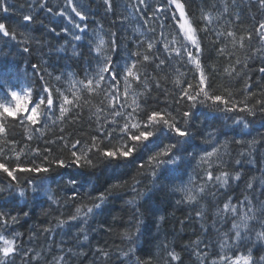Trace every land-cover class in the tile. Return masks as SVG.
<instances>
[{
    "label": "trees",
    "instance_id": "1",
    "mask_svg": "<svg viewBox=\"0 0 264 264\" xmlns=\"http://www.w3.org/2000/svg\"><path fill=\"white\" fill-rule=\"evenodd\" d=\"M40 2L41 0H7L10 11L7 13L0 11V20L15 27L18 33L27 31L35 38L30 45H27L32 49L29 56L22 53V48L26 45H18L16 41L0 37V57L23 59L22 68L26 67L30 61L41 65L42 69H47L53 75L67 72L75 74L76 79H83V70L97 65L95 57L89 53V44L93 43V33L99 30L100 26H103L105 34L109 31L117 34V43L120 48L119 56L114 59L119 60L120 63H124V58L129 51L143 52L146 50V43L137 48L138 40L159 41L162 39L161 32L168 41L175 38L179 46L178 26L169 15L172 9L168 7L165 0H146L150 7L147 9L143 6L140 7V12L146 14L144 17H141L140 13L135 10L139 0H113L112 11L106 8L104 0H79L80 5L87 6L85 15L88 17L86 21L88 35L84 36L81 41H72L64 52H57V49L65 45V41L71 39L69 34L60 32L61 26H68L69 22L59 16L50 15L46 8L40 7ZM182 2L185 3L188 14L194 18L198 28L205 27L201 20L202 12L210 13L213 17V22L208 25L207 35L201 33L200 36L206 57L202 62L212 87L214 89L229 87L236 93L237 100H244L245 97H248L250 104H254L256 100H264V73L259 71L260 68H264V55L255 54L256 49L264 47L257 35L259 24L264 22V8L260 7L257 0H194V3L190 4L188 0H182ZM161 4L165 6L167 12L154 14V10ZM59 5H61V0H51L48 6ZM30 6H32L31 14L35 17L36 22L25 28L21 22V15L27 14ZM225 7L227 11H225ZM55 11H58L57 7H54ZM68 11L75 17L70 9ZM76 19L79 20V18ZM122 20L123 23H121ZM143 20H147L148 23L144 24ZM161 22L163 28L160 26ZM49 28H55L60 35L50 32ZM152 29L155 31L153 32ZM215 31L223 33L232 31L236 34L237 41L241 36L245 37L244 47L241 48L238 42L233 47L231 40L225 37L219 43L226 44V51L231 53V56H218L214 51L209 55L211 48L209 41H215ZM70 33L79 34L75 29H70ZM249 33H251L250 40L247 39ZM22 39L23 37L17 36V40ZM105 39H108L107 35H105ZM36 41L40 43L37 44ZM72 44L75 45V53H79V55L74 54ZM108 54L111 55V53ZM150 54L158 55L161 59L166 57L160 44H157ZM237 59L244 62L246 67L235 64ZM208 65H213L215 70L209 69ZM233 66L240 76L229 78L224 69H231ZM141 70L152 73L160 81L159 89L151 82L147 86L148 92H145V88L139 82L134 83L132 87L137 92L148 96L149 105L153 109L169 111L175 109L173 115L179 119L178 113L186 110V107L183 101L179 105L173 103L179 92V88L174 85L173 81L176 80L178 74L183 73L184 75L180 77L181 81L195 85L197 75L194 67L186 60H177L173 56L170 58V63L166 62L162 71L154 70L153 66L148 63H145ZM28 71L29 74H32L30 68ZM45 79L48 80L49 86L59 87L54 79L48 76H45ZM245 83L251 85L249 91L255 93L254 96H248L247 92L242 91ZM37 87H39L38 84ZM120 90L123 92V80L120 81ZM81 95L84 100H88L90 103L88 108L78 113L75 123L71 114L63 122L56 121V116H53L47 127L33 126V128L39 129L43 135L37 138L34 132L31 141L28 140L27 130L17 124L10 129L7 136L0 135V147L8 149L10 145L5 141L14 138L19 146L16 151H19L20 147H24V151L28 153L21 157L22 166L41 164L44 149L49 147L52 150L49 156L50 160L61 154L67 157L68 151L60 142L59 137L63 136L65 142L68 143L73 142L74 138L91 137L95 134L96 115L94 113L96 107L105 109L99 114L101 121L107 115L105 108L107 99L102 94L94 96L82 92ZM128 103H131V95L128 98ZM241 115H244L248 120V129L242 125H234L232 119L224 116L214 119L200 116L196 121V127L192 129L196 133V139L193 141L192 147L189 148V151L195 154V158L190 164H185L180 173L174 174L175 178H169L172 175L169 174V176L154 180L147 167L144 169L137 167L140 163L138 160L126 167H121L116 173L111 167L101 163L98 168L92 170L94 174L89 178V182L79 189V196L70 200L68 197L71 192L67 180L72 178L74 169L57 168L47 174L18 171L16 175L22 186L25 187H27V180H33L37 187H41L40 180L43 179L41 192L33 198L31 189H29L27 204L19 198L14 203H9L0 197V211L6 214H19L18 222L12 227L15 232L21 234L24 247L34 250L33 253H30L31 264H36L35 253H40L39 264H59L56 258L61 256L65 257V264H136L137 258L143 262L148 256L153 257V264H164L165 251L163 247H158L162 242L166 243L169 248L175 247L183 257V264H197L191 248L186 247L197 238L208 243L207 251L210 259L217 258L218 254H229L221 252L218 247L217 229L221 233L229 231L232 217L229 214L224 221H220L216 216L217 207H222L228 197H232V203L238 206L245 200V197H248L252 205L257 207L259 202H264V118L259 114L255 118L249 117L247 114ZM52 121L56 122L52 123ZM213 131L216 132L215 137L206 135ZM53 140L56 141L55 144L46 143V141ZM237 140L244 143L237 144L235 143ZM216 141H219V144ZM225 141H227L226 147L224 146ZM252 141H258V143L252 144ZM213 146L219 147L223 154L225 164L221 170L231 174L239 171L241 179L239 181L230 180L226 188L213 189L216 192L215 199L205 196L198 204H178L177 201L181 200V195L174 193L172 188L188 185L190 178L193 180V184L189 186L195 187L200 183L203 166L198 165L197 161L200 155L205 151H211ZM35 148L40 149L39 154L29 152V149ZM5 154L13 160L15 159V152L6 151ZM236 160H240L241 164L237 165ZM216 171L217 169L214 168V175ZM8 179L5 173L0 172V184H6ZM117 179L122 182L126 181V183H122L119 189L113 190L112 195L105 193L107 200L103 205L102 212H94L87 218L86 223L82 220L68 221V217L75 214L77 206H91L94 198L100 192H105V189ZM249 182L253 184L252 189L246 187ZM49 188L52 190L50 195L58 203H53L44 194V189ZM141 193L143 195H140ZM129 201H136V205L129 204ZM201 206L206 209L203 219L196 216V212L200 210ZM137 207L139 216L136 213ZM245 210H247V205L240 206L241 212ZM24 212H27L28 215L24 216ZM160 217H163L162 221L159 219ZM137 219L142 220L143 224L140 233H138V239L134 241L135 254L124 257L122 252L127 251L130 245L122 233L125 230L135 232ZM58 220H65L66 223L58 226ZM251 226L259 229V225L254 222ZM43 228H51L52 231L43 232ZM85 235L88 237L87 240L84 239ZM250 235L254 240V233H250ZM30 236L33 237L31 241H29ZM243 247L241 245L242 250ZM98 248L109 252V257L105 259L98 256L96 253ZM252 255L257 260L264 256V246L255 243ZM17 260L19 264V258Z\"/></svg>",
    "mask_w": 264,
    "mask_h": 264
},
{
    "label": "snow or ice",
    "instance_id": "2",
    "mask_svg": "<svg viewBox=\"0 0 264 264\" xmlns=\"http://www.w3.org/2000/svg\"><path fill=\"white\" fill-rule=\"evenodd\" d=\"M261 8H264V0H257ZM51 0H41L40 7L46 8L47 12L52 16H59L62 19H67L68 26H61L60 32L69 34L71 39L65 41V45L57 49V52H64L65 48L72 41H81L84 36L88 35V17L85 15L87 6L80 5L79 0H61L59 6H48ZM105 6L109 11L113 10V0H104ZM165 3L172 9L169 14L174 19L178 26L177 31L180 34L179 46L175 38L168 41L164 38L161 32V40L153 41H137V48H140L146 43V50L131 52L129 51L124 58V63L114 57L119 56L120 45L117 43L118 36L115 32L104 33L103 26L93 33V43L89 44V53L93 55L97 61L95 67L83 70V79H76L75 74L62 72L58 75L48 72L47 69H42L41 65L27 63L26 67L22 68L21 64L24 60L9 59L8 57H0V135L7 136L10 129L19 124L24 127L28 134V140L33 139L35 132L37 138L43 135L39 129L33 126L41 125L47 127L48 122L53 116H56V121L63 122L71 114L73 122H76L78 113L89 107V101L84 100L81 93L86 92L90 95H103L107 99L105 108L107 115L101 121L100 113L105 109L96 107L94 115L95 134L88 138H74L73 142H65L64 137H59L60 142L68 151V156L62 154L49 159L51 148L44 149L42 156L43 162L39 165L22 166L20 163L21 157L28 155L24 151V147H19L14 138L6 140L5 143L10 145L8 149L0 147V172L6 174L9 178L6 184H0V197L5 201L14 203L17 198L28 202L29 189L31 195L35 198L41 192L43 179L40 180L41 187H37L33 180H27V187L22 186L16 173H50L55 169H74L75 172L67 185L71 195L68 197L74 200L79 196V189L84 187L89 182V178L94 174L96 168L101 163L107 167H111L114 173L118 172L121 167H126L130 163L140 161L137 165L139 169L147 167L150 175L155 179L169 176L175 178L174 174L180 173L185 164H190L195 154L189 151L193 141L196 139V133L192 131L196 127V121L200 116L206 119L218 118L224 116L232 119L234 125H242L245 129L249 128V122L244 115L255 118L258 114L264 118V100H256L254 104L248 102V97L244 100H237L236 93L229 87L214 89L209 83V76L206 75L205 65L202 62L206 59L205 49L202 46L201 33L207 35L210 25L213 22V17L210 13H201V20L204 22V28H198L196 21L188 14L185 3L182 0H165ZM147 9L150 7L146 0H139L135 10L140 13L141 17L146 14L140 12V7ZM54 7L58 11L54 12ZM127 7V6H126ZM71 13L75 14L73 17ZM32 6L29 7L27 14L21 15V22L25 28L30 27L35 23V17L31 14ZM0 11L5 13L10 11V6L7 0H0ZM225 11L227 8L225 7ZM167 9L163 4L159 5L155 13L165 14ZM115 14V13H113ZM76 18H79L77 20ZM126 19V18H125ZM238 19V17H237ZM123 23V20L121 21ZM147 24V20H143ZM163 28V23L160 24ZM70 29H75L76 33H70ZM49 31L60 35L55 28H49ZM154 32L155 29H152ZM23 37L22 40H17V36ZM105 35L108 39H105ZM143 35V33H141ZM215 41H209L211 46L209 55L214 51L218 56H231V53L226 51V44H220L222 38L231 40L233 47L237 42L240 47H244L245 37L241 36L237 41L236 34L232 31L227 33L215 31ZM257 35L262 44H264V22L259 24ZM0 37L8 38L16 41L18 45H26L22 48V53L31 55L32 49L27 46L35 39L30 32H17L16 28L10 26L0 20ZM247 39H251V33ZM39 44V41H36ZM157 44L162 45L166 53L165 59H161L158 55L150 54L151 50ZM74 54L75 45L72 44ZM108 53H111L109 55ZM256 55H264V47L255 50ZM175 57L177 60H186L192 65L197 75L196 84L190 82H182L180 77L183 73L178 74L174 85L179 88L178 95L174 98L173 103L179 105L184 102L186 110L179 112L177 118L172 111L167 109H153L149 105L148 96L137 92L132 85L134 83L142 84L145 92H148V83H154L157 89L160 87V81L157 80L152 73L142 71L145 63L153 66L154 70L162 71L166 66V62L170 63V58ZM91 64V62H89ZM235 64L246 67L244 62L237 59ZM31 69L29 74L28 69ZM208 68L215 70L213 65H208ZM225 73L229 78L240 76L236 72L235 66L231 69L225 68ZM259 71L264 73V68ZM48 76L54 79L59 87L49 86ZM123 80V92L120 90V81ZM67 81V83H65ZM37 84L39 87H37ZM139 86V85H138ZM251 85L245 83L243 92H247L248 96H254L255 93L250 92ZM131 95V103H128V98ZM71 97V98H70ZM131 109V111H129ZM91 111V108H89ZM58 112V115H57ZM229 114H234L230 116ZM110 117V119H109ZM56 121H52L55 123ZM250 135V133H248ZM207 136H216V132H208ZM48 144H55L56 141H46ZM219 144V141H216ZM235 143H244L243 141H235ZM252 144L258 141H252ZM227 141L224 142L226 147ZM6 151L15 152V159L7 156ZM29 152L40 153L39 148L29 149ZM226 154V153H225ZM198 165H202L203 175L200 177V183L195 187L189 186L193 184L190 178L188 185L173 187L172 191L181 195V200L177 203L188 205L198 204L205 196L216 197V192L213 189L226 188L230 180L239 181L241 173L236 171L231 174L228 171L221 170L225 161L219 147L213 146L211 151H205L199 156ZM237 165L241 164L240 160H236ZM11 165V166H10ZM216 168L214 175L213 169ZM35 179V178H34ZM122 183L117 179L110 184L105 192H100L95 198L91 206H77L75 214L68 217V221L82 220L85 223L87 218L92 216L94 212H102L103 205L107 200L108 195H112L113 190L119 189ZM138 183V182H137ZM135 187V185H134ZM248 189L253 188L251 182L247 183ZM51 189H44V194L53 203H58L50 195ZM140 195H143L142 193ZM232 197H228L223 202L222 207H217L216 216L220 221H224L227 215H231L232 222L230 230L220 232L217 229L218 247L221 252L229 253L217 255V258H209L208 243L197 238L191 245L186 247L191 248L192 255L196 257L197 264H264V256L259 259H254L252 255L255 243L264 246V202H259L258 207L252 205L251 200L245 197V200L240 202V206L247 205V210L241 212L240 206L232 203ZM129 204L136 205V201H129ZM206 209L204 206L196 212V216L203 219ZM136 213L139 216V208H136ZM24 216L28 213L24 212ZM161 221L163 217L159 218ZM19 220V214H11L0 211V264H31L34 250L25 248L21 240V234L15 232L13 225ZM259 225V229L252 227V223ZM58 226L66 223L65 220H58ZM143 221L136 220L135 232L125 230L122 233L124 239L129 242L127 251H123L122 255L128 257L134 255L136 251L134 241L138 239L141 225ZM43 232H51V228H43ZM250 233H254L253 236ZM33 239L29 237V241ZM87 240V235L84 236ZM203 245V247H201ZM243 245V250L241 249ZM165 251L164 264H183V257L176 251L175 247L169 248L166 243H161L160 246ZM70 251V250H69ZM98 256L103 258L109 257V252L102 248L96 250ZM231 253H235L232 255ZM37 257L36 264H39L38 257L40 253H35ZM59 264H65V257L56 258ZM136 264H153V257L148 256L143 262L138 258Z\"/></svg>",
    "mask_w": 264,
    "mask_h": 264
},
{
    "label": "bare ground",
    "instance_id": "3",
    "mask_svg": "<svg viewBox=\"0 0 264 264\" xmlns=\"http://www.w3.org/2000/svg\"><path fill=\"white\" fill-rule=\"evenodd\" d=\"M192 2L194 3V0H188V3H189V4L192 3Z\"/></svg>",
    "mask_w": 264,
    "mask_h": 264
}]
</instances>
